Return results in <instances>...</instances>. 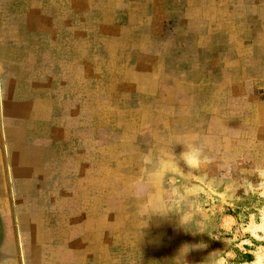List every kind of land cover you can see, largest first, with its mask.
I'll return each mask as SVG.
<instances>
[{"label":"rangeland","instance_id":"obj_1","mask_svg":"<svg viewBox=\"0 0 264 264\" xmlns=\"http://www.w3.org/2000/svg\"><path fill=\"white\" fill-rule=\"evenodd\" d=\"M33 1L36 9L0 0V36L25 43L18 58L29 60L20 64L33 84L58 92L72 125L81 117L117 155L120 201L102 252L83 264H255L264 251V0ZM39 22L52 24L51 36L35 31ZM147 190L152 204H137ZM33 264L81 263L58 251Z\"/></svg>","mask_w":264,"mask_h":264},{"label":"crops","instance_id":"obj_2","mask_svg":"<svg viewBox=\"0 0 264 264\" xmlns=\"http://www.w3.org/2000/svg\"><path fill=\"white\" fill-rule=\"evenodd\" d=\"M23 12L24 5L16 14ZM39 23L35 31L51 36L52 24ZM24 44L0 36V45L10 48L8 56L0 51V259L33 264L34 255L73 251L83 264L84 255L86 263L89 253L102 252L105 219L120 201L117 155L99 134L89 135L81 117L72 125L68 101L58 92L33 84L20 64L29 60L18 58ZM149 191L137 204H152Z\"/></svg>","mask_w":264,"mask_h":264},{"label":"bare ground","instance_id":"obj_3","mask_svg":"<svg viewBox=\"0 0 264 264\" xmlns=\"http://www.w3.org/2000/svg\"><path fill=\"white\" fill-rule=\"evenodd\" d=\"M256 226L258 227V225H256ZM260 227H263V230H264V225H262ZM253 229H251V230H253ZM263 260H264V251H262V252L259 253V255L257 256V261L255 262V264H263Z\"/></svg>","mask_w":264,"mask_h":264}]
</instances>
